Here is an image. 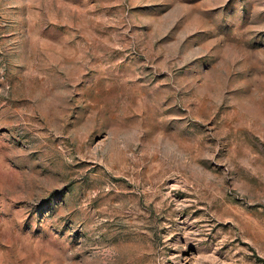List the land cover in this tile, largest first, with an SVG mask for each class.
<instances>
[{
  "label": "rangeland",
  "instance_id": "374dc122",
  "mask_svg": "<svg viewBox=\"0 0 264 264\" xmlns=\"http://www.w3.org/2000/svg\"><path fill=\"white\" fill-rule=\"evenodd\" d=\"M0 264H264V0H0Z\"/></svg>",
  "mask_w": 264,
  "mask_h": 264
}]
</instances>
